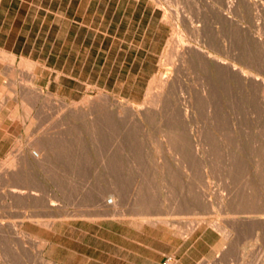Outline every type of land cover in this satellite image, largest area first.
<instances>
[{
	"label": "rangeland",
	"instance_id": "1",
	"mask_svg": "<svg viewBox=\"0 0 264 264\" xmlns=\"http://www.w3.org/2000/svg\"><path fill=\"white\" fill-rule=\"evenodd\" d=\"M13 1L0 264H264V1Z\"/></svg>",
	"mask_w": 264,
	"mask_h": 264
},
{
	"label": "bare ground",
	"instance_id": "2",
	"mask_svg": "<svg viewBox=\"0 0 264 264\" xmlns=\"http://www.w3.org/2000/svg\"><path fill=\"white\" fill-rule=\"evenodd\" d=\"M231 1H232V0H231ZM262 1H264V0H262ZM176 2H177V1H176ZM246 2H247V1H246ZM227 3H229V2H226V4H227ZM234 3H235V2H234ZM234 3H233V4H234ZM255 3H256V2H255ZM226 4H225V5H226ZM253 4H254V3H253ZM225 5H223V6H225ZM234 5H235V4H234ZM212 6H213V5H212ZM231 6H232V5H231ZM214 7H215V6H214ZM229 7H230V6H229ZM232 7H233V6H232ZM256 7L258 8L259 6H256ZM225 8H227V6H225ZM225 8H224V9H225ZM230 8H231V7H230ZM259 9H260V7H259ZM259 9H258V10H259ZM216 10H217V9H216ZM220 10H221V9H219L218 11H220ZM227 10H228V9H227ZM230 10H231V9H230ZM172 11H174V10H172ZM174 12H175V11H174ZM220 12H221V11H220ZM222 12H223V10H222ZM231 12H232V10H231ZM165 13H166V12H165ZM175 14H176V13H175ZM164 15H165V14H164ZM168 15H169V14H168ZM168 15H167V16H168ZM222 15H223V13H222ZM251 15H252V14H251ZM175 16H176V15H175ZM179 17H180V16H179ZM183 17H184V16H183ZM191 17H192V16H191ZM165 19H166V18H165ZM197 19H198V18H197ZM230 20H232V19H230ZM166 21H167V20H166ZM173 22H174V21H173ZM230 22H231V21H230ZM182 23H183V22H182ZM212 23H213V22H212ZM191 25H192V22H191ZM175 27H177V26H175ZM197 27H198V26H196V28H197ZM236 27H237V26H236ZM234 29H235V28H234ZM216 30H217V29H216ZM238 31H239V30H238ZM172 32H173V31H172ZM217 32H218V31H217ZM181 33H182V32H181ZM212 33H213V32H212ZM237 33H238V32H237ZM214 35H215V34H214ZM217 35H218V34H217ZM183 36H184V35H183ZM177 37H178V36H177ZM181 37H182V36H181ZM216 37H217V36H216ZM195 38H196V37H195ZM178 39H179V38H178ZM179 40H180V39H179ZM179 40H178V41H179ZM181 40H182V39H181ZM220 41H222V38H221ZM224 41H225V40H224ZM182 42H183V41H182ZM188 43H189V42H188ZM218 43H219V41H218ZM222 44H223V43H222ZM178 45H179V44H178ZM184 45H185V44H184ZM187 45H188V44H187ZM214 45H215V44H214ZM225 45H226V44H225ZM169 46H170V45H169ZM173 46H174V45H173ZM189 46H190V45H189ZM220 46H221V45H220ZM223 46H224V45H223ZM183 47H184V46H183ZM216 47H217V46H216ZM173 48H174V47H173ZM213 48H214V47H213ZM224 48H225V47H224ZM229 48H230V46H229ZM205 49H206V48H205ZM216 49H217V48H216ZM226 49H227V48H226ZM182 50H183V49H182ZM213 50H215V49H213ZM223 50H224V49H223ZM2 51H3V50H2ZM175 51H176V50H175ZM179 51H180V50H179ZM188 52H189V51H188ZM191 52H192V51H191ZM208 52H209V51H208ZM214 52H215V51H214ZM169 53H171V52H169ZM195 53H197V52L195 51ZM217 53H218V52H217ZM219 53H220V52H219ZM241 53H242V52H241ZM176 54H177V53H176ZM205 54H206V53H205ZM210 54H211V53H210ZM215 54H216V53H214V56H215ZM7 55H8V54H7ZM172 55L174 56L173 53H172ZM183 55H184V54H183ZM217 55H218V54H216V56H217ZM223 55H224V54H223ZM225 55H227L226 52H225ZM173 56H172V57H173ZM180 56H181V54H180ZM199 56H200V55H199ZM229 56H230V55H229ZM229 56H228V58H229ZM2 57H3V56H2ZM175 57H176V56H175ZM187 57H188V56H187ZM220 57H221V56H220ZM215 58H216V57H215ZM171 59H172V58H171ZM180 59H181V58H180ZM4 61H5V60H4ZM212 61H213V60H212ZM223 61H224V60H223ZM5 62H6V61H5ZM203 62H205V61H203ZM203 62H202V63H203ZM207 62H208V61H207ZM220 62H221V61H220ZM176 63H177V62H176ZM205 63H206V62H205ZM205 63H204V64H205ZM215 63H216V61H215ZM221 63H222V62H221ZM224 63L227 64L228 62H227V63L224 62ZM232 64H233V63H232ZM232 64H231V66L229 65L231 68H232ZM240 66H241V65H240ZM247 66H248V65H247ZM217 67H218V66H217ZM226 67H227V65H226ZM230 67H229V68H230ZM233 67H234V65H233ZM248 67H249V66H248ZM5 68H6V67H5ZM229 68H228V69H229ZM249 68H250V67H249ZM238 69H240V67H237L236 70H238ZM241 69H242V68H241ZM241 69H240V70H241ZM242 70H243V69H242ZM238 71H239V70H238ZM221 72H222V70H221ZM227 73L229 74V72H227ZM239 73H240V72H239ZM241 73H242V72H241ZM244 73H245V72H244ZM27 74H28V73H27ZM222 74H224V72H223ZM245 74H246V73H245ZM34 75H35V74H34ZM217 75H218V74H217ZM224 75H225V74H224ZM249 75H251V74H249ZM233 76H234V75H233ZM235 76H236V75H235ZM254 76H255V75H254ZM165 77H166V76H165ZM165 77H164V78H165ZM201 77H202V76H201ZM247 77H248V76H247ZM250 77H251V76H250ZM255 77H256V76H255ZM159 79H160V78H159ZM202 79H203V78H202ZM246 79H247V78H246ZM248 79H249V78H248ZM160 80H161V79H160ZM18 81H19V80H18ZM25 81H26V80H25ZM158 81H159V80H158ZM260 81H261V80H260ZM28 82H30L31 84H30V83H29V84L32 85V82H31V81H28ZM159 82H161V81H159ZM175 82H176V81H175ZM251 82H252V81H251ZM254 82H255V81H254ZM26 83H27V81H26ZM26 83L24 82V84H26ZM164 83H165V82H164ZM261 83H262V81H261ZM159 84H160V83H159ZM242 84H244V83H242ZM27 85H28V84H27ZM9 86H10V85H9ZM19 86H20V85H19ZM201 86H202V85H201ZM12 87H13V86H12ZM28 87H29V85H28ZM157 87H158V86H157ZM258 87H259V86H258ZM10 88H11V87H10ZM159 88H160V87H159ZM166 88H167V87H166ZM47 89H48V88H47ZM161 89H162V88H161ZM258 89H259V88H258ZM30 90H31V89H30ZM21 92H23V91H21ZM47 92H48V91H47ZM198 92L200 93V95H202L200 91H198ZM34 93H36V91H35ZM158 93H159V92H158ZM21 94H23V93H21ZM29 94H30V93H29ZM203 94H204V93H203ZM11 95H12V94H11ZM24 95H26V94L24 93ZM47 95H48V94H47ZM154 95H155V93H154ZM18 96H19V95H18ZM33 96H34V95H33ZM33 96H32V97H33ZM37 96H38V95H36V96H34V97H37ZM45 96H46V95H45ZM48 96H49V95H48ZM28 97L31 98L30 95H29ZM37 98H38V97H37ZM21 99H23V98H21ZM33 99H34V100H33L34 102H36V101L38 100V99H37V100L35 101V98H33ZM152 99L154 100L155 97L152 98ZM30 101H31V100H30ZM87 101H89V99H88ZM156 101H157V100H156ZM62 103H63V102H62ZM30 104H32V103H30ZM78 104H79V103H78ZM27 105H28V104H27ZM128 106H129V105H128ZM131 106H132V105H131ZM74 107H76V106H74ZM123 108H124V107H123ZM127 108H128V107H127ZM45 109H46V108H45ZM48 109H49V108H48ZM85 109H86V108H85ZM129 109H130V108H128V110H129ZM133 109H134V108H133ZM78 110H79V109H78ZM91 111H92V110H91ZM130 111H131V110H130ZM139 112H140V111H139ZM35 113H36V112H35ZM133 113H134V112H133ZM135 113H136V112H135ZM146 113H147V112H146ZM142 114H143V113H142ZM144 114H145V112H144ZM10 116H11V115H10ZM10 116H9V118H10ZM58 116H59V115H58ZM58 116H57V117H58ZM32 117H33V116H32ZM59 117H60V116H59ZM37 119H38V118H37ZM51 126H52V125H51ZM51 128H52V127H51ZM42 131H43V130H42ZM36 144H37V143H36ZM32 145H33V144H32ZM48 146H50V144H49ZM37 147H38V146H37ZM44 147H45V145H44ZM34 148H35V147H34ZM38 148L40 149V147H38ZM38 148H37V149H38ZM44 149H45V148H44ZM37 151H39V150H35V152H31L32 157L35 158V159H38V158H39V155H41V154H39V152H37ZM42 152H43V151H42ZM21 153H22V151H21ZM46 153H48V152H46ZM18 154H19V153H18ZM21 156H23V155L21 154ZM43 157H44V156H42V158H43ZM16 158H17V157H16ZM21 158H22V157H21ZM40 158H41V157H40ZM45 158H46V156H45ZM14 159H15V157H14ZM40 160H42V159H40ZM13 161H14V160H13ZM21 161L23 162V160H21ZM45 161H46V160H45ZM31 163H32V162H31ZM14 165H15V164H14ZM27 165H28V164H27ZM29 167H30V166H29ZM2 168H3V167H2ZM12 168H13V167H12ZM15 169H16V168H15ZM7 171H8V170H7ZM12 171H13V170H12ZM24 177H25V176H24ZM23 180H24V179H23ZM21 181H22V180H21ZM34 186H35V185H34ZM26 187H27V186H26ZM13 188L15 189L16 186H14ZM20 188H21V187H20ZM17 189H18V191L20 192L19 188H17ZM17 189H16V191H17ZM22 189H23V188H22ZM31 190H32V189H31ZM35 190H36V189H35ZM16 191H14V192H16ZM18 191H17V192H18ZM19 192H18V193H19ZM21 193H22V192H21ZM23 193H24V192H23ZM35 194H36V193H35ZM112 202H113V201H112V199H111V203H112ZM51 203H54V201H52ZM112 204H114V202H113ZM178 207H179V206H178ZM176 208H177V207H176ZM149 222H150V221H149ZM153 222H154V221H153ZM153 222H151V223H153ZM156 222H157V221H156ZM161 222H162V221H161ZM199 222H200V221H199ZM199 222H198V223H199ZM162 223H163V222H162ZM196 223H197V222H196ZM153 224H155V223H153ZM156 224H157V223H156ZM212 224H213V223H212ZM217 225H218V224H217ZM217 227H218V226H217ZM191 228H192V227H191ZM192 229H193V228H192ZM194 229H195V228H194ZM194 229H193V230H194ZM223 230H225V229H223ZM180 232H181V231H180ZM190 232H192V231H190ZM224 232H225V231H224ZM227 232H228V231H227ZM228 234H229V233H228ZM229 235H230V234H229ZM186 237H187V236H186ZM262 245H264V244H262ZM225 247H226V246H225ZM260 249H261V247H260ZM261 250H262V249H261ZM259 251H260V250H258V252H259ZM256 252H257V251H256ZM262 253H264V251H262ZM257 254H258V253H257ZM260 254H261V253H260ZM259 256H260V255H259ZM259 256H258V257H259ZM258 257H257V259H256L257 262H256V260H255V262H254L255 264H256V263H259V262H258ZM255 258H256V256H255ZM260 258H261V257H260ZM252 263H253V262H252ZM252 263H251V264H252ZM260 263H261V262H260Z\"/></svg>",
	"mask_w": 264,
	"mask_h": 264
},
{
	"label": "crops",
	"instance_id": "3",
	"mask_svg": "<svg viewBox=\"0 0 264 264\" xmlns=\"http://www.w3.org/2000/svg\"><path fill=\"white\" fill-rule=\"evenodd\" d=\"M13 2H14L13 0H0V11H1V8H5L4 11L0 12V45L8 44L7 41L9 40V38L12 37V31L15 30V29L13 30V24L15 22L14 19L11 20L8 18V15H9L8 9L9 7H11V4ZM6 6H7V9H6ZM16 31L17 30H15V32ZM15 39L16 40L21 39V35L18 33V31L15 33ZM15 44L16 43L14 42L13 45Z\"/></svg>",
	"mask_w": 264,
	"mask_h": 264
},
{
	"label": "built area",
	"instance_id": "4",
	"mask_svg": "<svg viewBox=\"0 0 264 264\" xmlns=\"http://www.w3.org/2000/svg\"><path fill=\"white\" fill-rule=\"evenodd\" d=\"M108 201V203H111V199H108L107 200ZM164 264H176L173 260H171V258H168L165 262H164Z\"/></svg>",
	"mask_w": 264,
	"mask_h": 264
}]
</instances>
